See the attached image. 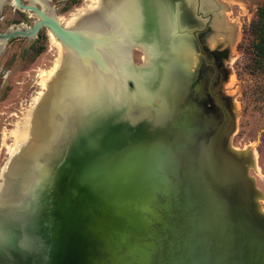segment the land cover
Wrapping results in <instances>:
<instances>
[{
  "label": "water",
  "instance_id": "95a60500",
  "mask_svg": "<svg viewBox=\"0 0 264 264\" xmlns=\"http://www.w3.org/2000/svg\"><path fill=\"white\" fill-rule=\"evenodd\" d=\"M11 1L36 19L0 32L4 43L44 26L82 65L110 72L99 49L111 27L68 28L42 8ZM135 1L137 34L126 60L143 79L123 76L109 108L97 88L91 99L64 101L59 124L29 156V179L0 203V264H35L25 257L37 251V264H264L262 195L247 174L253 159L229 145L234 113L221 92L224 74L206 55L210 41L220 49L221 4ZM175 37L187 41L199 76L184 77L189 61L168 62L180 51ZM134 47L147 54L140 64L130 61ZM120 124L135 136L131 147L127 135L111 138ZM114 160L123 162L115 168Z\"/></svg>",
  "mask_w": 264,
  "mask_h": 264
},
{
  "label": "rangeland",
  "instance_id": "374dc122",
  "mask_svg": "<svg viewBox=\"0 0 264 264\" xmlns=\"http://www.w3.org/2000/svg\"><path fill=\"white\" fill-rule=\"evenodd\" d=\"M263 1L216 0L221 4L218 12H221L222 23L215 36L221 43L219 50L224 52L221 56L220 69L224 75L220 88L234 113L229 145L237 150L251 149L253 168H248L247 174L254 179L255 187L262 195L258 203L264 210V71L251 63L256 23L261 22L256 11ZM11 2L4 0L0 8V32L14 25L30 26L36 19L32 12L20 10ZM22 3L26 2L22 0ZM48 3L61 22L86 5L85 0H48ZM38 32L32 38L11 37L0 51V176L8 162V147L15 140L14 132L21 126L32 98L41 89L40 73L50 70L59 58L60 50L51 39L49 30L43 26ZM221 36H228V41L224 42ZM210 45L208 48H214ZM142 53L136 47L131 48L130 61L140 64ZM126 135L129 137L126 143L131 147L135 136L126 134L124 125L120 124L111 138L122 141ZM114 161L116 166L117 160Z\"/></svg>",
  "mask_w": 264,
  "mask_h": 264
},
{
  "label": "bare ground",
  "instance_id": "6f19581e",
  "mask_svg": "<svg viewBox=\"0 0 264 264\" xmlns=\"http://www.w3.org/2000/svg\"><path fill=\"white\" fill-rule=\"evenodd\" d=\"M4 0H0V8ZM31 5L41 6L47 13H50L57 22L65 25L68 28L82 27L89 32L94 33H106V27H111V35H109L110 41L108 46L101 47L99 53L103 61L109 67V73L103 74L92 65V68L87 65H82L75 56L64 47L56 38L50 33L51 39L57 44L59 51V58L57 62L50 70L42 71L40 73V91L32 98L31 106L25 111L24 118L21 126L14 132L15 140L8 147V162L3 168L1 173L2 179L0 183V203L5 201H12L14 199V191L17 185L22 183L24 179L28 180V163L29 156L36 151L38 144L45 140V136H49L59 124L58 119L60 117V108L64 104V101L79 100L91 90L97 88V96L107 95L103 98V103L112 106L115 102V95L110 90L116 89L118 86L122 87L124 83V77L131 72L137 75L138 81L142 80L143 76L138 71L132 70L126 60L127 47L132 43L133 34L136 35L135 30L137 21H134L135 17L133 12L140 11V6H137L135 0H85L86 5L75 10L66 21L61 22V18L56 16L49 8L48 0H28ZM13 5V2H11ZM16 7V6H15ZM38 7V6H37ZM33 13V12H32ZM36 18V15L33 13ZM127 22L129 25L124 27L123 23ZM15 28H28L27 25H14L9 29ZM48 30V29H47ZM171 41L173 45L177 42L180 43V51H174L172 57L168 59V62L173 58H177V63L186 65V61L192 63L189 69H186L187 73L184 76L186 79L190 77H196V71L193 72L194 66L197 62L193 63L194 59L190 58L189 49H187V41L181 37H175ZM176 43V44H175ZM211 41L209 42V44ZM4 46V40H0V51ZM144 58L147 54L143 50ZM191 60V61H190ZM176 63V64H177ZM178 80H180V77ZM142 88L141 85H139ZM125 88V87H124ZM122 88V90L124 89ZM143 98H147L145 92H143ZM126 96L125 94L123 95ZM109 100V101H108ZM12 132V131H11ZM50 132V133H49ZM13 133V132H12ZM237 149V148H236ZM243 153H250L251 149H242ZM254 154V153H253ZM254 157V156H253ZM252 158V157H251ZM259 213L264 214V210H258ZM41 253L39 251L34 252L33 255L25 257V260L37 264V260L40 259Z\"/></svg>",
  "mask_w": 264,
  "mask_h": 264
},
{
  "label": "trees",
  "instance_id": "16d2710c",
  "mask_svg": "<svg viewBox=\"0 0 264 264\" xmlns=\"http://www.w3.org/2000/svg\"><path fill=\"white\" fill-rule=\"evenodd\" d=\"M256 13L257 17L261 18V22L256 23V40L252 43L251 63L264 71V1L257 8Z\"/></svg>",
  "mask_w": 264,
  "mask_h": 264
},
{
  "label": "flooded vegetation",
  "instance_id": "af4514ba",
  "mask_svg": "<svg viewBox=\"0 0 264 264\" xmlns=\"http://www.w3.org/2000/svg\"><path fill=\"white\" fill-rule=\"evenodd\" d=\"M11 1V0H10ZM21 2H22V0H20ZM24 2H26V3H30L28 0H23ZM208 3H211V2H208ZM209 6L211 7V8H213L214 6L212 5V3L211 4H209ZM2 7V6H1ZM38 7H41V6H38ZM20 9V8H19ZM21 10V9H20ZM216 17V16H215ZM21 29H23V28H21ZM201 36H202V34H200ZM36 37V36H35ZM222 38V40L224 41V42H226V41H228V36L227 37H223V36H221ZM225 38V39H224ZM202 40H203V38H202ZM220 42V41H219ZM210 44H213V42H211ZM211 49V48H210ZM223 53L224 52H222V51H220L218 48H213V49H211V51L210 52H207V56H209L210 54H213L214 56H215V58H216V65H217V67L219 66L220 67V65L222 64V63H220L221 61H220V59H221V56H223ZM201 63V62H200ZM201 66H202V63H201ZM202 69H203V67H202ZM201 69V70H202ZM200 70V71H201ZM197 71V75L199 76V69H197L196 70ZM204 80V75H203V78L201 79V82Z\"/></svg>",
  "mask_w": 264,
  "mask_h": 264
}]
</instances>
